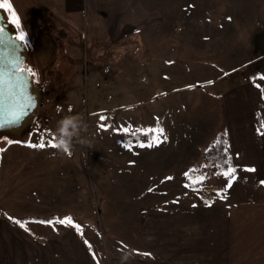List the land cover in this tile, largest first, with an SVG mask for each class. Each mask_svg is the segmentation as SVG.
Masks as SVG:
<instances>
[{
  "label": "crops",
  "instance_id": "0c3cea01",
  "mask_svg": "<svg viewBox=\"0 0 264 264\" xmlns=\"http://www.w3.org/2000/svg\"><path fill=\"white\" fill-rule=\"evenodd\" d=\"M9 1L12 4L14 0ZM41 1L42 5L34 4L33 1L32 4L27 5V7H47V10L43 9L41 12V23L47 19L50 26L55 20V15L58 14H63L71 21V33H66V36L60 39H71L73 44L71 47L68 46L67 41H64L67 50L62 60L68 63L71 56L82 58L83 55L89 54V63L94 74L105 68L107 91L111 90L116 96L109 98L108 95L105 111L97 107L98 109L90 114L95 118L99 117V127L105 124L103 113L117 112L113 102L115 98L124 96L126 93L124 89L129 85L133 87L135 97L142 99V95L147 96L146 102L151 103L159 100V103L153 106L152 115H148L145 121L141 113L124 114L125 118H122L118 128H127V131L117 128L114 139H111L112 143L89 146V151L94 156L93 167L96 166L95 160L102 151L117 152L119 157L113 163L121 165L119 177H124L126 182L136 183L134 189L130 191L126 189L123 195L132 192L129 198L138 197L142 201L145 197L142 184L151 180L153 193H157L158 196L161 193L167 197L170 196V193L162 191V188L173 185V191H175L176 184L180 183L181 188L190 191L191 199L199 198L197 191L191 190L186 182L188 177L185 173L201 166V155L194 156V152L197 149L202 150L203 143H198L201 138L197 132L193 135L194 133L189 131L192 126L194 128L195 124L200 123L198 126H204L207 143L212 141L219 132L227 134L231 164L236 167V179L231 181L229 186L228 177L216 174L206 176L207 172L205 178L209 177V180L216 181H211L215 185L206 187L205 190L212 194H221L222 186H225L226 194L232 195L234 192V199H237L233 203L234 207L220 214L218 209H215L216 214H212V218L209 219L197 216L196 210L201 205L198 199L191 200L190 208L183 212L168 209V225L162 228L160 223L155 222L153 239H149L150 241L144 238L139 229L141 223L136 222L138 224L134 225L133 220L127 223L122 222L121 230L132 229L133 237L129 240L135 241V244L127 243L129 241L120 242L118 246L121 247L119 252L122 255L115 257L114 262L122 264H126L125 262L264 264V190L259 189L260 187L264 189V183H261L264 181V96L253 82H242L240 79L225 82L230 77V69L238 68L234 76L241 78L238 72L242 68L241 29L238 31L236 24L242 20H248L245 18L247 14H243L242 19L239 13L235 14L236 17L233 16V29L237 36L232 34L230 39L224 25H219L222 21V11L216 15L214 12L209 13L208 10L192 9L193 7L264 6V0ZM185 6L192 8L187 10ZM85 10L87 11L86 21V18L82 16ZM255 21V18H253V24L251 19L248 21L252 24L248 32L250 40L254 32L253 43H250L253 44V47L250 46L251 50L257 48L254 41L258 36ZM209 28L214 30L211 37H208ZM226 35L227 41H225ZM85 45L89 50L87 53H85ZM257 52L260 53L259 59L264 58L261 50ZM219 55H221L220 62ZM244 56L247 54L245 53ZM225 59H229V64H226ZM147 61H151L149 68L154 77L152 86H149L152 87L151 95L144 94L145 89H140V86L137 87L135 83H132L139 73L145 70L143 65ZM188 64L198 68H189ZM235 64L238 67H233ZM198 81L214 89L220 100L218 109L212 112L207 106L200 109L199 106L194 105V114L191 111L187 116L183 114V118L190 120L183 125L177 116L175 98L177 91L183 93L188 88L185 84L197 86ZM180 102L188 103L185 98H181ZM139 103L143 102L139 100L135 104ZM150 118L154 123L151 127L145 123H150ZM98 129L100 128L93 126V136H99L95 135ZM148 129H163V132L157 131L154 135H149ZM122 133L147 134L148 140L145 141L144 147H141L137 141L125 143L121 139ZM44 145V147H32L28 141L8 140L5 145L0 146V264H102L97 251L90 247L89 239L81 232L84 226L80 212L55 211L51 216L52 218L71 217L79 228L72 222H54L53 224L42 222L46 209L53 205L59 208L64 207L63 204L59 206V203L55 202L66 196L68 186L65 183L71 185L70 188L74 187L73 185L79 180L84 163L82 159L65 161L56 158L55 152L54 158H22L16 154L18 149H25L34 154L42 153L47 150L46 143ZM47 146L50 151L58 149L50 142ZM150 148L155 156L152 165L148 163L145 169L143 159H140L138 153ZM134 155L136 159L130 158ZM89 165H91L90 161ZM244 165L254 166V170H247ZM105 172L102 171L104 174ZM37 175L41 178H36ZM150 175L153 176L151 179ZM48 177L57 179V182L54 181L50 185ZM119 183L121 185V182ZM48 186L52 189L51 195L47 193ZM76 187L79 189L80 186L76 184ZM252 189L260 193L259 199L254 203L251 202V197L255 198L257 195L252 196L255 193ZM105 191L106 199L113 197L111 196L113 190L110 193L108 190ZM68 192H71V195L74 193L72 190ZM174 193L177 192H173L172 195ZM79 195L78 192L76 197L79 198ZM49 199L53 202L48 204ZM164 210L166 209L162 211ZM33 215H39L42 220L26 217ZM18 221H23V225ZM130 245L151 246L149 248L153 255H150L151 251H147L149 257L146 259L125 260V254L128 255Z\"/></svg>",
  "mask_w": 264,
  "mask_h": 264
},
{
  "label": "rangeland",
  "instance_id": "374dc122",
  "mask_svg": "<svg viewBox=\"0 0 264 264\" xmlns=\"http://www.w3.org/2000/svg\"><path fill=\"white\" fill-rule=\"evenodd\" d=\"M32 1L34 4H41V0H14L13 5L10 3L9 0H7L8 3H10L11 8H6L10 15L11 22L15 24V20L18 19L20 21L19 28L23 30L26 34V41L25 44L30 50L29 59L27 61V65L34 64L35 74L36 77L40 76V81L36 82L42 89V92H45L46 94L45 100L40 104L39 109L35 115L33 125L31 127V130L27 133L26 136L23 138H18L14 134L10 133H1L0 134V146L5 145L8 140H15V141H31L33 144H39L41 135L44 136V144L46 143L47 150H45L42 153H32L28 150L22 149L16 151V154L18 157L22 158H34V157H46V158H54V154L56 155V158H61L62 160H83L82 170L79 174V180L76 182L73 186V188H70L68 183H65L67 187L66 196L64 199H57L56 204L59 203L60 205H64V207L59 208L57 205H53L45 210V216L44 221L49 219H52V214L57 211H68V210H74L76 212H80V218L82 221V225L84 227L81 231L83 234L86 235V237L89 239L91 245L90 247L97 251V254L99 255L100 259L102 260V264H122V263H116L114 262L115 257L118 258L120 255H122L119 251L121 250V247L118 246L120 242H126L129 244H135V241H131L133 237L132 229L129 231L121 230V224L132 222L133 220L134 225H137L138 223H141L139 225V229L141 230L144 238L148 241L151 240L153 235V228L154 223L158 222L162 225V228L166 227L168 225V209L171 211L174 210H180L183 212L184 210H187L191 206V200H200L201 201V207L197 208V216L200 218H212V214H216L217 211H214L215 209H218L219 214L223 212L229 211L232 207H234V204L237 199H234V192L233 194H226L227 190L225 186H222V190L220 191L221 194H215L212 192H207L205 189L213 187L211 181L216 180H209L205 178L208 175H218L219 166L214 165L213 167L209 168L205 173H201L200 175L192 176L188 175L189 172L194 171L196 169H192L187 172V181L188 185L191 190H196L198 193L199 198L197 199H191L190 197V191L184 188H181L180 183L176 184V190L173 191V185L169 188H162V191H166L167 193H170V196L167 197V195L164 194H158L153 193V184L151 180H149V184L145 182L142 184V192L144 193L145 197L143 200H139L137 198H129L128 196L132 194L130 192L129 194H125L124 191L131 190L135 188L136 183H129L126 182V179L124 177H119L121 173V165L118 166L117 164L113 163L115 162V159L119 157L117 155V152H111V151H102L100 156L96 158L95 163L96 166L93 167L92 159L94 156H92L89 151L90 145H82L79 143H75L73 147L68 150L67 152L61 151L59 149L57 150H49L47 144H49V141L56 139L55 134V127H56V121L63 115L71 113H81L84 117V119L88 123V129L85 135L90 137L91 144H98L101 143H112L111 139H114V133L115 130L119 127V123L122 120V118H125L123 116L124 114L130 113V112H137L141 113V115L144 116V121L148 115H152L153 113V106L154 104H158L159 100H157L155 103L146 102L147 96L142 95V99L139 97H135L133 94V87L130 85L127 86L125 90V94L122 97L115 98V101L113 102L115 107L117 108L116 113H103L105 124H107L109 127H99V117H94L93 115H90L93 110L100 109L101 111H105L104 109L107 108L106 104V98L109 95V98H113L116 96L114 93L108 92L107 87L105 85V68H103L101 71H98L94 74V72L91 70V63H89V54H85L89 52L87 46H84L85 49V56L83 55L82 58H79V56H71L70 62H64L63 56L66 53V41L68 42V46L72 47L73 40L64 39L61 40L62 36H66V33H71L72 31V24L71 21L66 18V16H63V14L55 15V20L52 21V24L49 26V22H47V19L41 23L40 15L43 9L47 10V7L44 6H29L27 7L28 3L32 4ZM16 3V4H15ZM25 3V5H24ZM17 5V6H16ZM44 7V8H43ZM186 9H191L192 7L185 6ZM192 9L197 10H208L209 13L214 12L216 15H218L219 11H222V21L219 25H224L226 34H228V37L232 39V34L237 36V34L234 31V22H233V16L236 17L235 14L239 13L240 17L242 19L243 14H247L245 18L248 20H242L239 24L237 23L238 31L241 29L240 33V47L242 51L241 56V65L242 68L238 71L239 76L241 78H237V76H234L237 74L238 68L231 70L230 69V77L228 78V81L230 82L232 79H240L243 81H250L255 83V85L261 90V88L257 85L256 81L258 79L264 80V58L259 59L260 53L257 52L258 50H261V53H264V6H251V7H193ZM218 9V10H216ZM34 15V16H32ZM251 15V17L249 16ZM53 16V15H51ZM82 16L87 20V11L85 10L82 14ZM89 16V15H88ZM38 17V18H36ZM52 18V17H51ZM253 18L256 19L255 26H256V34L258 35L257 38L254 40L256 42L257 48L254 50L253 47V33L251 40L249 39L248 32L250 31V28L252 27ZM34 19V20H33ZM249 19L252 20V24H250L248 21ZM59 20V22H57ZM17 27V25L15 24ZM49 26V27H48ZM51 27V28H50ZM207 30V29H204ZM209 36L211 37V33L214 34V30L212 28L208 29ZM221 32V31H220ZM224 32V31H223ZM229 32V33H227ZM207 33V32H206ZM227 35L225 36V41L228 40ZM251 37V36H250ZM211 40V39H210ZM65 41V42H64ZM216 41V40H215ZM56 46L54 47V44ZM229 43V42H228ZM70 44V45H69ZM250 50V52L248 51ZM247 54V56H244V54ZM151 57V56H150ZM219 62L221 61V55H219ZM250 60L251 62H247ZM226 64H229V59H225ZM233 67H238L236 66ZM149 66H151V61H147L143 67H145L143 72L139 73V76L135 78V80L132 83H135V86L139 87L140 89H145L144 94L151 95L152 93V86L154 82V77H152L151 71ZM198 66V65H196ZM187 67L191 68H198L192 66L191 64H188ZM200 68H204L205 66H199ZM236 71V72H235ZM236 81V80H235ZM130 82V81H129ZM197 86H188L183 92L177 91L176 94V100H177V116L178 119L181 121V123H187L190 120H187L183 118V114L186 116L191 111L192 114H194V105L199 106L200 109L204 106H207L208 109L212 112H215L218 109L219 106V99L217 97V94L215 93L214 89L211 86H207L205 84H201V81L197 82ZM134 86V85H133ZM134 86V87H135ZM147 86V87H145ZM149 90V91H148ZM262 92V90H261ZM263 94V93H262ZM181 98H185V100L188 101V103H182L180 102ZM142 101L143 103L135 104L137 101ZM163 100V99H162ZM190 102V103H189ZM192 104V106H191ZM98 107V108H97ZM206 109V108H203ZM152 112V113H151ZM123 116V117H121ZM38 119L42 120V123H38ZM96 120V121H95ZM148 123L150 127L154 123L152 122L151 118L149 119ZM45 124L46 126H49L50 131H47L45 133H42L40 135L37 134L38 130L41 129V125ZM141 124V123H140ZM104 125V124H103ZM184 125V124H183ZM196 126L193 128L191 127L190 133L197 132L201 140H198V143H203L202 150H196L194 152V156L201 155V161H202V153L204 149L209 147L213 141L215 140L216 136L221 133L223 134L227 139V134L225 132H219L213 140L207 143V136L204 132V126H198L200 123L195 124ZM93 126H96L100 129H98V133L95 135L99 136H93ZM92 128V129H91ZM142 128V124H141ZM121 130L120 128H118ZM125 129V128H124ZM127 129V128H126ZM91 131V132H89ZM129 131V130H128ZM179 132V131H178ZM53 133V135H52ZM106 135H110L109 137ZM192 136V135H190ZM4 137H7L5 139ZM148 139H143L142 141H147ZM228 141V140H227ZM123 142V141H122ZM29 144V143H28ZM229 145V144H228ZM45 147V148H46ZM92 147V145H91ZM94 148V147H92ZM99 148V147H98ZM60 153H57L59 152ZM145 151V152H144ZM140 151L139 157L140 159H143V165L146 169L147 164L149 163L152 165L153 163V157L155 156V153L153 150L148 149ZM14 152V151H13ZM55 152V153H54ZM62 153V154H61ZM41 154V155H39ZM43 155V156H42ZM59 155V157H58ZM130 155H132L130 153ZM106 156V157H105ZM65 158V159H63ZM114 158V160H113ZM130 158L136 159L137 157L134 155ZM91 165L88 166L89 161ZM230 163H232L231 155H230ZM202 165V164H201ZM139 166L141 167V164L139 163ZM98 168V171H97ZM199 168V167H198ZM44 169V167L42 168ZM110 174H109V171ZM151 170V169H150ZM102 171H106L105 174L102 173ZM94 172H97L96 174ZM200 176V177H198ZM153 176L150 175V179ZM36 178H41L40 175L36 176ZM77 178V177H76ZM49 184L51 185L54 181L57 182V179H53V177L47 178ZM118 180V181H117ZM190 180V181H189ZM207 180L208 182H206ZM204 181L206 183H204ZM121 182V185L120 183ZM117 183V184H115ZM76 184H78L80 187L79 189L76 187ZM144 185V186H143ZM223 185H225L223 183ZM258 185V184H257ZM259 186V185H258ZM260 186H262L260 184ZM196 188V189H194ZM115 189V190H114ZM250 189V188H249ZM260 190L262 187L259 188ZM48 194H52L51 187H47L46 189ZM68 190L74 191L73 195H71V192H68ZM108 190L110 193L111 190H113V193L111 196L112 198L105 197L106 191ZM238 190V188L236 189ZM257 190V189H256ZM219 191V190H218ZM226 191V192H225ZM79 192V198L76 197ZM173 192L174 193L172 195ZM252 192L253 191L252 189ZM250 192V193H252ZM139 193V192H138ZM121 194L123 196H121ZM71 195V196H70ZM110 195V194H109ZM179 195V197H177ZM257 195L255 198L251 197V202H256L259 197L260 193L255 192L252 196ZM72 196H75L72 198ZM227 196V197H226ZM128 197V198H127ZM142 204H138L140 202ZM212 201L211 204L207 203V201ZM48 204L53 202L52 199H49ZM209 206L208 208H206ZM213 206V207H211ZM205 207V208H204ZM166 209L162 211L163 209ZM129 209V210H127ZM159 209V210H158ZM126 210V211H125ZM137 210V213H135ZM143 211V214H142ZM123 212V213H122ZM205 213V214H203ZM27 219H39V215H33V216H26ZM51 217V218H50ZM54 217V216H53ZM42 220V219H41ZM40 220V221H41ZM136 222H138L136 224ZM138 227V226H137ZM136 229V227H135ZM140 232V231H139ZM92 239V240H91ZM153 239V238H152ZM149 240V241H150ZM113 245V246H112ZM151 247V246H149ZM144 246H132L130 245V248L128 250V255L125 254V260L126 259H146L149 256V252L151 251L149 248ZM123 250H125L123 248ZM126 251V250H125ZM126 253V252H125ZM124 255V254H123ZM150 255H153V252L151 251ZM126 264H138L136 262H125ZM162 264H169V263H162Z\"/></svg>",
  "mask_w": 264,
  "mask_h": 264
},
{
  "label": "snow or ice",
  "instance_id": "6c2138e0",
  "mask_svg": "<svg viewBox=\"0 0 264 264\" xmlns=\"http://www.w3.org/2000/svg\"><path fill=\"white\" fill-rule=\"evenodd\" d=\"M0 7L11 8L10 3L7 0H0ZM17 25V32L13 35H7L5 31V24L3 23V16L0 15V52L7 50L10 53V59L5 64L4 57L0 55V128L5 125L11 126L14 122H19L24 118L28 109L34 104L32 95L29 92L30 81L35 80L36 74L32 67L25 65V59L19 54L20 45L17 41H26V34L19 28L20 21L15 20ZM7 101V103H6ZM103 127H109L107 124L102 125ZM50 131V130H47ZM121 131H127V129H121ZM157 131L163 132V129H148L147 134L154 135ZM259 131V130H258ZM7 139V137H4ZM166 138V137H165ZM39 144H33L28 141L32 147H44V136L41 135ZM52 146H55V140L49 141ZM157 142H159L157 140ZM141 146H145V141H137ZM151 146V143H148ZM247 170H254V166L244 165ZM226 169L223 172V176L228 177L229 186L231 181L236 179V167L231 163L226 165ZM187 175V173H185ZM264 183V181H261ZM211 204L212 201H207ZM15 219V218H13ZM23 225V221H18ZM43 223L53 224L54 222L69 223L72 221L71 217H54L42 221ZM79 228V225H75Z\"/></svg>",
  "mask_w": 264,
  "mask_h": 264
},
{
  "label": "water",
  "instance_id": "95a60500",
  "mask_svg": "<svg viewBox=\"0 0 264 264\" xmlns=\"http://www.w3.org/2000/svg\"><path fill=\"white\" fill-rule=\"evenodd\" d=\"M0 15L3 16V23L5 24L6 37L7 35H13L17 32V27L11 22L10 15L6 8L0 7ZM20 45L19 54L24 57L25 65L29 59L30 50L24 41H17ZM0 55L4 57L5 64L11 58L10 53L7 50L0 52ZM28 66V65H27ZM29 92L33 97L34 104L28 109L26 115L19 122H14L11 126L5 125L0 128L1 133H10L16 135L18 138H23L31 130L35 115L39 109L40 104L45 100L46 94L42 92L41 87L36 83L35 80L30 81ZM7 103V101H6Z\"/></svg>",
  "mask_w": 264,
  "mask_h": 264
},
{
  "label": "trees",
  "instance_id": "16d2710c",
  "mask_svg": "<svg viewBox=\"0 0 264 264\" xmlns=\"http://www.w3.org/2000/svg\"><path fill=\"white\" fill-rule=\"evenodd\" d=\"M257 85L261 88L264 96V80L258 79L256 81ZM147 134L136 133V134H121V139L125 143L132 141H140L142 139H147ZM230 163V149L226 137L219 133L213 143L204 149L202 153V165L194 171L189 172L188 175L196 176L201 173H205L209 168L214 165L219 166L218 175L223 176V172L226 169V165Z\"/></svg>",
  "mask_w": 264,
  "mask_h": 264
},
{
  "label": "clouds",
  "instance_id": "9594fccd",
  "mask_svg": "<svg viewBox=\"0 0 264 264\" xmlns=\"http://www.w3.org/2000/svg\"><path fill=\"white\" fill-rule=\"evenodd\" d=\"M88 123L81 113H71L61 116L56 121L55 145L64 152L70 150L75 143L90 145V137L85 135ZM123 259V258H122Z\"/></svg>",
  "mask_w": 264,
  "mask_h": 264
},
{
  "label": "built area",
  "instance_id": "2783aa9c",
  "mask_svg": "<svg viewBox=\"0 0 264 264\" xmlns=\"http://www.w3.org/2000/svg\"><path fill=\"white\" fill-rule=\"evenodd\" d=\"M37 121H38L39 124L42 123V120H41V119H38ZM41 126H42L41 129L38 130V132H37L38 135H40V134H42V133H45L46 130L49 129V126H46L45 124H42Z\"/></svg>",
  "mask_w": 264,
  "mask_h": 264
},
{
  "label": "flooded vegetation",
  "instance_id": "af4514ba",
  "mask_svg": "<svg viewBox=\"0 0 264 264\" xmlns=\"http://www.w3.org/2000/svg\"><path fill=\"white\" fill-rule=\"evenodd\" d=\"M29 67H32L34 70L36 69L35 65L32 64V65H29ZM36 82H39L40 81V76H38L36 79H35Z\"/></svg>",
  "mask_w": 264,
  "mask_h": 264
}]
</instances>
